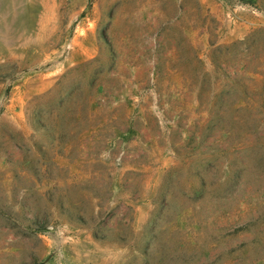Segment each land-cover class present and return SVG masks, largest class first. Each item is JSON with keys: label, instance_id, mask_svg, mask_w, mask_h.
Segmentation results:
<instances>
[{"label": "rangeland", "instance_id": "obj_1", "mask_svg": "<svg viewBox=\"0 0 264 264\" xmlns=\"http://www.w3.org/2000/svg\"><path fill=\"white\" fill-rule=\"evenodd\" d=\"M0 264H264V0H0Z\"/></svg>", "mask_w": 264, "mask_h": 264}]
</instances>
